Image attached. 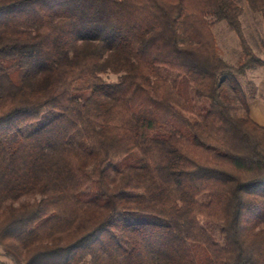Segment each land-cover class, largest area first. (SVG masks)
I'll use <instances>...</instances> for the list:
<instances>
[{
  "label": "trees",
  "instance_id": "1",
  "mask_svg": "<svg viewBox=\"0 0 264 264\" xmlns=\"http://www.w3.org/2000/svg\"><path fill=\"white\" fill-rule=\"evenodd\" d=\"M248 10L0 0V264H264Z\"/></svg>",
  "mask_w": 264,
  "mask_h": 264
},
{
  "label": "rangeland",
  "instance_id": "2",
  "mask_svg": "<svg viewBox=\"0 0 264 264\" xmlns=\"http://www.w3.org/2000/svg\"><path fill=\"white\" fill-rule=\"evenodd\" d=\"M258 16L260 15L258 14ZM245 17L247 19L246 22L248 24L247 28L245 29L247 36L249 37L251 43L258 51V53L264 57V47H263L264 43L261 42V39L264 41V24L260 21H255L256 19L253 18L252 13L249 10L245 14ZM244 28H245V24H244ZM214 31L218 36L219 44L222 48L223 55L229 61L234 62L237 59V55L240 50L236 34L230 29H228L226 23L223 21L220 22L214 28ZM248 32L251 35H253V39L249 36ZM259 33L262 35V38H260ZM255 45H257V47ZM110 79H116V77L111 76ZM2 250H3L2 247H0V252H2Z\"/></svg>",
  "mask_w": 264,
  "mask_h": 264
},
{
  "label": "crops",
  "instance_id": "3",
  "mask_svg": "<svg viewBox=\"0 0 264 264\" xmlns=\"http://www.w3.org/2000/svg\"><path fill=\"white\" fill-rule=\"evenodd\" d=\"M256 84L257 93L249 102L252 119L264 127V67L257 68L249 74Z\"/></svg>",
  "mask_w": 264,
  "mask_h": 264
}]
</instances>
